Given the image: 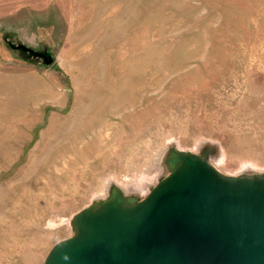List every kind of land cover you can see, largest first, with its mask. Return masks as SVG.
I'll return each mask as SVG.
<instances>
[{
    "label": "rangeland",
    "instance_id": "obj_1",
    "mask_svg": "<svg viewBox=\"0 0 264 264\" xmlns=\"http://www.w3.org/2000/svg\"><path fill=\"white\" fill-rule=\"evenodd\" d=\"M264 172V0H0V264H43L169 148Z\"/></svg>",
    "mask_w": 264,
    "mask_h": 264
},
{
    "label": "water",
    "instance_id": "obj_2",
    "mask_svg": "<svg viewBox=\"0 0 264 264\" xmlns=\"http://www.w3.org/2000/svg\"><path fill=\"white\" fill-rule=\"evenodd\" d=\"M142 199L111 186L71 218L43 264H264V172L225 175L169 148Z\"/></svg>",
    "mask_w": 264,
    "mask_h": 264
}]
</instances>
